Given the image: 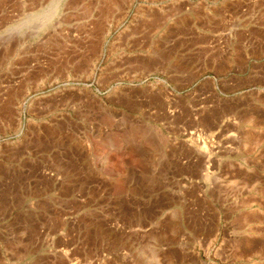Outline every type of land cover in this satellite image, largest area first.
Listing matches in <instances>:
<instances>
[{"label": "rangeland", "instance_id": "obj_1", "mask_svg": "<svg viewBox=\"0 0 264 264\" xmlns=\"http://www.w3.org/2000/svg\"><path fill=\"white\" fill-rule=\"evenodd\" d=\"M0 264H264V0H0Z\"/></svg>", "mask_w": 264, "mask_h": 264}]
</instances>
